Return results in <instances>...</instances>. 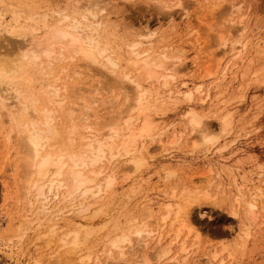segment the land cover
<instances>
[{
	"label": "bare ground",
	"instance_id": "6f19581e",
	"mask_svg": "<svg viewBox=\"0 0 264 264\" xmlns=\"http://www.w3.org/2000/svg\"><path fill=\"white\" fill-rule=\"evenodd\" d=\"M12 7L11 11L16 16L26 10L30 12L31 18L40 16L47 20L49 16L44 8L42 13H34L26 5L23 8L15 5ZM93 7H85L83 13L78 10L73 14L59 13L58 22L50 28L48 34L31 45L12 43L7 53L0 57V82L14 85L18 92L17 98L24 97L21 102L27 116L25 121H16L12 129L19 134L18 140L23 152L22 181L17 182L25 207L22 213L25 216L23 224L20 221L24 226L21 231L24 233L34 230L35 240L31 243L39 244L45 250L43 253L46 254L39 250L40 257L48 258L49 264H152L155 260L157 264H163V261L187 264L190 247L200 242L192 218L194 207L207 202L219 206L229 202V208L234 215L243 210L246 218L235 241L237 247H245L254 223L264 212V197H235L232 200L231 192L215 197L206 186H193L184 187L178 193L174 189L176 192L172 190L169 196L165 195L169 197L168 202L160 208L158 216L150 205L141 201L136 202L131 210L119 212L118 209L119 213L113 214L110 212V205L121 202L115 203L121 199L118 197L111 204V199H115L111 195L118 181L117 174L121 171L112 165L116 160L126 159L133 172H140L152 156L148 146L152 142L147 139L151 137L153 140L161 135L156 126L166 104L160 96L152 98L154 87L168 85L180 70L190 66H187V57L184 55L143 48V41L138 40L128 43L131 57L123 61L111 44L108 27L103 22L90 18L96 17ZM1 19L0 15V22ZM18 20L15 19V22H19ZM239 23V28L232 29L234 32H243L247 27L245 17ZM1 34L3 40H8L10 35L17 34V29L9 27L8 24L0 25ZM255 36L256 34L253 37ZM219 37L221 40L225 39L221 34ZM251 40L252 37L244 40L239 37L237 43L241 48L240 55L229 61L221 75L210 85L202 82L198 86L187 87L184 92L190 101L187 108L189 125L193 131L199 130L198 140L202 145H214L221 133L216 134L210 130L206 119L209 113L198 110L192 103L196 94L201 102L228 104L235 97L223 99L220 93L213 95L214 90L230 75V81L246 75L253 65V59H256V65L252 71V81L264 84V44L259 39ZM65 60L74 63L80 61L77 64L71 63L74 65L71 70L74 71V76L86 73L93 76L92 79L96 78L95 75L100 76L99 79L96 78L98 80L93 87H90L92 90H88L89 83L87 82V86L82 80L86 87L77 88L80 86L72 85L74 88L71 87V97L69 91L67 93L70 87L59 83V74L52 81L53 84L48 83V87L41 88L40 96L34 92L29 94L26 88H21L33 66L39 65L40 71L49 75V65L53 61L59 63ZM197 60L192 62L191 67L197 71L202 70V57ZM93 67H101L107 73L121 74V79L129 83L137 93L134 99L127 94L110 120L103 114L100 115V110L94 111V107L100 105L102 113L113 108L121 93H117L113 99L108 96L119 86L105 72H98L100 70L97 68L93 70ZM127 67H136L139 73L136 75L133 71H126ZM217 67L218 63L214 67L206 66L202 78L215 75ZM82 81L79 80L81 85ZM81 89L92 93L84 99L85 95L83 97L80 94L84 92ZM44 97L46 105L42 103ZM70 97L73 98L72 101ZM224 112L228 110L225 109ZM225 114L228 113H223L221 117V131L228 135L233 129V114H229L230 117ZM65 121L70 122L67 139L63 135L65 131L62 133L64 128H61ZM137 124L140 126H136ZM173 142L175 140L171 143ZM130 175L128 173L127 177ZM239 186L242 192L244 186ZM254 188L255 193L259 194L260 187ZM64 202L70 204L67 209H76L78 218L75 221L62 219L66 212L62 205ZM115 206L112 209L116 211L115 208L119 207ZM29 213L33 215L30 217ZM43 214H49L50 226L45 225L46 219H37ZM56 218L61 219L55 221ZM155 239L158 243L153 244L149 253L143 254L144 248ZM176 244L178 251L175 250L177 252L174 253ZM137 246L141 253L135 254L133 250ZM218 256V253H214L210 259L215 260ZM43 259L38 258V261H44ZM220 264H224L223 259Z\"/></svg>",
	"mask_w": 264,
	"mask_h": 264
},
{
	"label": "rangeland",
	"instance_id": "374dc122",
	"mask_svg": "<svg viewBox=\"0 0 264 264\" xmlns=\"http://www.w3.org/2000/svg\"><path fill=\"white\" fill-rule=\"evenodd\" d=\"M13 5L17 8L26 5L34 13H42L44 8L49 16L47 20L40 16L31 18L28 10L21 11V15L16 16L11 11ZM90 5L94 6L96 13V17L90 18L99 20L108 27L111 44L123 61L131 57L128 43L138 40L143 41V48L165 51L168 54L180 53L187 57L186 64L190 66L180 70L168 85L154 87L152 98L160 96L166 104L156 126L161 135L153 140L151 137L147 139L152 142L148 145L152 156L140 172H133L126 159L116 160L112 165L120 169L121 173L117 174L118 181L114 187V195H111L115 199H111V204L121 197L115 202L118 204L121 201V206L115 204L119 207L115 211V205H110V212L113 214L131 210L136 202L141 201L150 205L158 216L160 208L168 202L169 197L165 195L169 196L172 190L178 193L184 187L193 186H206L215 197L231 192L232 200L235 197H264V84L252 81L256 59H253V65L246 75H240L233 81H230V75L214 90L213 95L220 93L223 99L234 96L235 99L228 104L201 102L198 94L192 100L198 110L209 113L206 119L210 130L216 134L221 133L214 145L200 144L199 130L193 131L189 125L187 108L190 101L184 93L187 87L198 86L202 82L210 85L221 75L227 63L240 55L241 48L237 43L239 37L241 40L252 37L251 42L259 39L264 44V0H0V25L8 24L17 29V34L10 35L8 40H3L2 34L0 35V57L7 53L12 43L31 45L48 34L50 28L58 22L59 13L73 14L75 10L83 13L85 7ZM242 17L246 18L247 27L243 32H234V29L239 28ZM15 19H19V22H15ZM220 34L225 37L224 40L220 39ZM199 57H202L203 69L197 71L191 65ZM71 63L74 62L53 61L49 65V75L43 74L39 65H35L26 75L21 88H26L29 94L34 92L40 96L41 88L48 87V83L53 84L52 81L59 74V83L70 87H67V93L69 91L71 97V87L74 84L80 86L77 88H84L89 83L88 90H92L90 87H93L100 76L95 75L98 79H92L93 76L89 73L74 76V71H71L74 65ZM216 63L219 64L216 74L203 79L205 67H214ZM96 68L100 70L98 72H105L119 86L108 98H116L117 93H121L113 108L102 113L100 105L94 107V111L100 110V115L103 114L110 120L114 116L113 112H117L123 104L126 95L134 99L137 93L129 83L121 79V74L107 73L101 67L92 69ZM125 70L133 71L136 75L139 73L136 67H127ZM79 80L86 82V85L83 81L84 86L81 85ZM88 90V93L86 90H83V94L80 93L83 97L85 95L84 99L92 93ZM17 95L14 85L0 82V264H49L48 258L40 257V253L45 250L39 244L31 243L35 240L34 230L25 231L26 234L21 231L24 228L22 224L25 216L22 213L25 207L18 183L22 181L23 152L18 140L19 134L12 129L16 121H25L27 116L21 102L24 97L18 99ZM44 102L45 97L42 103L46 105ZM99 103L102 104L100 101ZM158 103L162 105L159 100ZM225 109L228 112H224ZM223 113H228L225 116L233 114V129L228 135L221 131ZM68 123L70 122L65 121L61 127L64 128L63 131L61 129L62 133H66H63L65 138L70 125ZM138 130L139 127L135 135ZM173 140L175 142L171 143ZM128 173L131 175L127 177ZM241 184L244 186L242 192L239 189ZM254 186L260 187L259 194L255 193ZM62 205L66 211L62 219L75 221L78 218L76 209H67L70 206L67 202ZM29 214L30 217L33 215ZM192 218L200 242L190 247L187 264H220L221 259L224 264H264V212L254 223L249 240L242 248L237 247L235 241L246 222L243 210L234 215L229 202L222 206L207 202L194 207ZM37 219H46L45 225H51L49 214H43ZM60 219L56 218L55 221ZM17 228L18 231L14 233ZM155 243L158 240H153L142 253H149ZM176 245L174 253L178 251V244ZM133 252L141 253L138 246ZM214 253L219 256L212 260L210 256ZM38 258L44 261L39 262ZM171 262L163 261V264ZM152 264H157V261Z\"/></svg>",
	"mask_w": 264,
	"mask_h": 264
}]
</instances>
